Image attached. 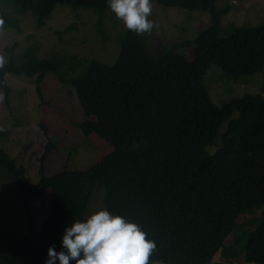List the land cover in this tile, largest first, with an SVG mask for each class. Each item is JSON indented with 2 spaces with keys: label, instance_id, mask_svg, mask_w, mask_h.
Here are the masks:
<instances>
[{
  "label": "trees",
  "instance_id": "16d2710c",
  "mask_svg": "<svg viewBox=\"0 0 264 264\" xmlns=\"http://www.w3.org/2000/svg\"><path fill=\"white\" fill-rule=\"evenodd\" d=\"M3 1L22 10L29 2ZM39 2L41 11H33L37 28L57 5H65L93 9L97 33L102 41L108 37L102 19L106 0ZM151 2L209 12L212 20L192 41L165 44L155 53L144 37L124 28L109 65L68 60V55L38 59L34 49L20 65H0L5 97V74L35 77L40 100L39 84L54 74L61 86L73 89L84 116L81 132L96 134L111 147L86 170L62 169L47 176L45 160L54 149L47 138L36 183L0 147V264H43L46 249L59 250L63 227L84 218L96 193L104 208L136 222L154 241L148 264H217L212 260L238 227L237 218L264 206V85L260 93L220 106L205 86L209 65L233 80L264 71V23L222 35L227 8L215 10V0ZM0 22L17 28L1 12ZM187 47L188 53L179 52ZM77 67L80 74L70 75ZM5 137L0 131V140ZM44 194L50 199L49 215L37 230L30 202ZM6 226L15 231L6 233ZM245 251L249 264H264V223L248 236Z\"/></svg>",
  "mask_w": 264,
  "mask_h": 264
},
{
  "label": "rangeland",
  "instance_id": "374dc122",
  "mask_svg": "<svg viewBox=\"0 0 264 264\" xmlns=\"http://www.w3.org/2000/svg\"><path fill=\"white\" fill-rule=\"evenodd\" d=\"M41 8L39 0H29L24 10L0 0L2 15L17 25V28L7 27L0 22V65L9 61L20 65L29 49L35 50L38 59H48L54 55L59 59L68 55V60L76 57L77 60L97 61L104 65L114 61L124 26L109 9L102 15L108 36L102 41L96 30L97 15L93 9L57 5L44 25L37 28L38 16L33 11L40 12ZM223 8H227V11L220 21L222 35L229 34L234 27H253L264 23V0H215L214 9ZM148 18L152 20L153 28L139 35L145 38L152 53L162 49L165 44L192 41L212 20L209 12L164 8L154 2H151ZM188 51L189 47L179 50L183 54ZM79 70V67L70 70V75H79ZM4 80L9 92L5 97L0 88V131L6 132V137L0 140V147L16 165L25 167L32 183L39 179L38 160L48 142L47 138L54 144V149L45 160L47 176L62 169L86 170L111 151V147L98 135L85 136L81 132L79 124L84 116L73 89L61 86L54 74H47L39 84L41 100L35 91V77L5 74ZM262 85L264 71L233 80L215 65H209L205 76L206 89L216 106L245 94L260 93ZM260 95L264 98V94ZM225 126L226 122L221 125L220 131ZM101 198L100 193L93 195L84 217L104 207ZM30 208L34 226L39 230L49 215V196L44 194L30 202ZM236 221L238 227L235 226L226 238L213 263L249 264L245 256L247 238L264 223V206L244 212ZM14 231L5 227L6 233Z\"/></svg>",
  "mask_w": 264,
  "mask_h": 264
},
{
  "label": "clouds",
  "instance_id": "9594fccd",
  "mask_svg": "<svg viewBox=\"0 0 264 264\" xmlns=\"http://www.w3.org/2000/svg\"><path fill=\"white\" fill-rule=\"evenodd\" d=\"M106 6L126 30L141 34L154 26L150 0H106ZM59 246L46 249L43 264H148L155 244L139 224L100 207L66 224Z\"/></svg>",
  "mask_w": 264,
  "mask_h": 264
}]
</instances>
